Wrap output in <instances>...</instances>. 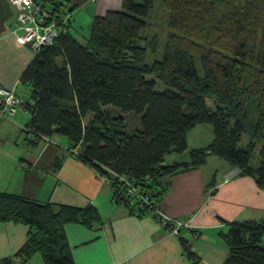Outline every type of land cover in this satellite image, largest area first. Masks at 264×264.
Returning <instances> with one entry per match:
<instances>
[{"label":"trees","instance_id":"1","mask_svg":"<svg viewBox=\"0 0 264 264\" xmlns=\"http://www.w3.org/2000/svg\"><path fill=\"white\" fill-rule=\"evenodd\" d=\"M39 1L59 14L62 31L35 52L20 77L31 87L32 103L23 101L22 108L29 115L24 132L30 146L47 148L54 137H65L71 155L113 187L115 203L138 216L155 218L148 208L132 205L117 176L161 202L164 178L201 167L214 156L264 190V160L250 165L252 151L264 145V0H163L169 32L162 58L152 64L146 63V49L134 42L147 27L155 0H121L118 11L92 19L84 44L69 32V19L66 23L67 11L74 7L59 0ZM152 49L156 53L155 42ZM253 106L258 119L251 142L241 149ZM107 107L119 115L102 110ZM122 116L135 119V128L128 130ZM200 125L212 128V142L190 151L189 163L164 165L168 155L188 150L187 134ZM98 221L92 206L75 208L0 193V224L28 228V239L14 256L23 263L38 253L44 264H75L66 227L92 229ZM225 225L220 236L229 255L223 264H264V218ZM184 248L191 264H208ZM12 263L11 258L0 260Z\"/></svg>","mask_w":264,"mask_h":264},{"label":"crops","instance_id":"2","mask_svg":"<svg viewBox=\"0 0 264 264\" xmlns=\"http://www.w3.org/2000/svg\"><path fill=\"white\" fill-rule=\"evenodd\" d=\"M63 1L74 7L67 11L70 33L77 12L87 9L92 20L121 6V0ZM16 16V8L8 0H0V86L31 104V87L23 85L20 77L35 51L30 44L17 42ZM28 122L25 109L10 117L0 116V193L75 208L92 206L99 218L95 227L71 224L65 229L75 264H191L184 246L208 264H223L229 255L220 236L227 231L225 224L264 218V190L251 177L238 175L236 168L210 156L201 167L163 179L166 189L161 210L188 223L180 236L170 234L151 215L138 216L123 203H115L113 187L94 168L71 155L67 139L54 137L47 148L30 146L24 132ZM212 140L209 125L195 127L187 134L188 150L164 165L189 163L188 153L206 148ZM228 175L234 176L225 181ZM27 236L28 228L22 224H0V260L44 264L38 253L24 263L15 259Z\"/></svg>","mask_w":264,"mask_h":264},{"label":"built area","instance_id":"3","mask_svg":"<svg viewBox=\"0 0 264 264\" xmlns=\"http://www.w3.org/2000/svg\"><path fill=\"white\" fill-rule=\"evenodd\" d=\"M17 10L14 22V35L19 44H30L36 52L40 48L54 42L61 30L58 26V13L53 12V7L44 5L39 0H8ZM53 9V10H52ZM23 100L13 91L0 86V116L10 117L24 108ZM49 142L48 139H44ZM75 153V152H74ZM75 156V154H74ZM112 176L115 174L108 170ZM237 173L239 171L237 170ZM230 175V174H229ZM226 176L225 181L233 176ZM117 176V175H116ZM123 183L127 192V198L132 205L141 209L148 208L160 226L170 234L179 235L180 230L187 228L188 223L170 218L160 208V198L153 199L150 195H143L141 191L122 176H117Z\"/></svg>","mask_w":264,"mask_h":264},{"label":"rangeland","instance_id":"4","mask_svg":"<svg viewBox=\"0 0 264 264\" xmlns=\"http://www.w3.org/2000/svg\"><path fill=\"white\" fill-rule=\"evenodd\" d=\"M139 1V0H138ZM163 0H155L154 7L151 11V14L147 21V27L144 28L141 31L140 40H137L134 42V45H137L141 48H145L147 51V57H146V63L152 64L154 61L160 60L163 55V50L165 47V42L167 39V35L169 32V29L167 27V13L164 10L162 6ZM59 2L66 8L69 6L67 3L63 0H59ZM73 28L70 30L71 34L81 43H85L87 38L90 35V29H91V22L92 20L88 19V11L87 9L83 11L77 12L76 15H74L71 19ZM154 42L156 43V53H153L152 47L154 46ZM195 69L197 72V76L200 80L203 79V71L201 64L198 59L194 60ZM158 91H162L163 88L160 84H158L157 87ZM207 104L209 106L212 105V101L207 100ZM108 110L110 113H112L114 116L119 115V112L116 110H113L110 107L103 108L102 110ZM125 122L128 125V130L135 128L136 121L132 117H125L122 116ZM258 119V112L255 106L251 108V118L250 123L248 125L246 133H244L242 140L240 142V148L246 149L247 145L252 140V131L253 128L257 122ZM199 130V129H198ZM204 130V129H200ZM195 134V133H194ZM203 136H206V133H203ZM57 138H65V137H57ZM66 139V138H65ZM58 140V139H57ZM262 145V144H261ZM260 144L258 146H261ZM261 147L256 148L254 151H252L250 165L257 167L261 161L264 160L263 156L261 155ZM264 155V154H263ZM74 158L76 156L72 155ZM174 156H179L178 154H170L166 157L165 161L170 162ZM218 161V158L215 159ZM104 171L108 173L107 168H102ZM168 216V215H167ZM171 218V217H170ZM264 245V242H263Z\"/></svg>","mask_w":264,"mask_h":264}]
</instances>
